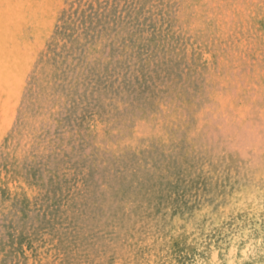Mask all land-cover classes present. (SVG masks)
I'll use <instances>...</instances> for the list:
<instances>
[{
  "label": "rangeland",
  "instance_id": "1",
  "mask_svg": "<svg viewBox=\"0 0 264 264\" xmlns=\"http://www.w3.org/2000/svg\"><path fill=\"white\" fill-rule=\"evenodd\" d=\"M0 264H264V0H0Z\"/></svg>",
  "mask_w": 264,
  "mask_h": 264
}]
</instances>
